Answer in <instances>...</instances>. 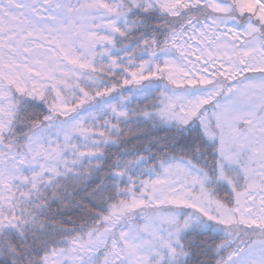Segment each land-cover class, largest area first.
Listing matches in <instances>:
<instances>
[{
    "label": "snow or ice",
    "instance_id": "snow-or-ice-1",
    "mask_svg": "<svg viewBox=\"0 0 264 264\" xmlns=\"http://www.w3.org/2000/svg\"><path fill=\"white\" fill-rule=\"evenodd\" d=\"M0 264H264V0H0Z\"/></svg>",
    "mask_w": 264,
    "mask_h": 264
}]
</instances>
